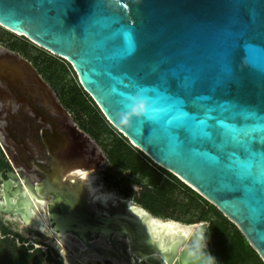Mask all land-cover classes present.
Returning a JSON list of instances; mask_svg holds the SVG:
<instances>
[{"label":"water","instance_id":"water-1","mask_svg":"<svg viewBox=\"0 0 264 264\" xmlns=\"http://www.w3.org/2000/svg\"><path fill=\"white\" fill-rule=\"evenodd\" d=\"M0 26L69 61L107 120L215 205L264 261V0H0ZM21 63L23 70L10 72L0 61V81L21 107L3 118L4 128L30 159L46 162L38 180L24 176L19 211L1 210L59 247L67 242L75 261L62 253L65 264H82L91 252L117 264H193V238L209 222L164 219L195 228L155 229L159 216L130 197L94 199L76 169L82 159L97 161L86 155V135L74 123L64 131L68 112L31 63ZM28 71L39 90L29 88ZM44 97L54 112L37 106ZM140 102L144 111L136 115ZM76 138L82 148L70 147ZM98 160L95 168L107 158ZM99 235L112 248L96 243Z\"/></svg>","mask_w":264,"mask_h":264},{"label":"trees","instance_id":"trees-1","mask_svg":"<svg viewBox=\"0 0 264 264\" xmlns=\"http://www.w3.org/2000/svg\"><path fill=\"white\" fill-rule=\"evenodd\" d=\"M21 44L23 47V43ZM61 60L72 72L71 81L66 80L63 75L65 71L58 64L45 63L43 72L47 73L52 84L58 89L65 105L85 113L87 120L82 122L85 130L99 141L105 142L110 172L107 180L115 186H120L123 181L128 184L137 183L132 175H138L148 188L142 193L139 203L154 215L167 218L177 213V219L185 223L208 221L204 235L211 245L215 264H264L238 227L215 205L175 174L162 168L132 146L127 137L121 133L115 134L91 95L82 87L71 63L64 58ZM124 192L128 194V190ZM3 233H7L6 229ZM7 239V236L1 238L0 245ZM40 250V247L34 249L33 244L17 246L13 242L15 258L3 259L0 264H44L42 255L36 256V251ZM2 251L3 249L0 250L1 254Z\"/></svg>","mask_w":264,"mask_h":264},{"label":"flooded vegetation","instance_id":"flooded-vegetation-1","mask_svg":"<svg viewBox=\"0 0 264 264\" xmlns=\"http://www.w3.org/2000/svg\"><path fill=\"white\" fill-rule=\"evenodd\" d=\"M4 39H5V36L2 35L1 33L0 40H4ZM17 41L18 40H16V42ZM21 52H23V47L20 41L17 43L13 41L11 43L7 42L4 44L0 42V61L6 63L10 72L12 71L18 72L19 69L23 70V67L21 65L22 64L21 59L22 58L27 59L31 63L33 68L39 73V75L48 83V85L51 87L53 91L54 96H56L55 90L52 86L53 84L51 85V81L48 78L47 73L43 72V69L40 68L38 61L29 59ZM28 73L29 75L27 76V80H28V83L30 81V85L28 84L29 88L31 89V91L39 90V88L37 87L39 84L38 82H36L38 79L33 74V72L28 71ZM1 89L7 92L3 94L4 97L3 95L0 96V115H2V119H3L4 117H7L8 115L13 116L17 114V112L21 109V107L18 102H15L13 100V93H11L9 88L7 86H4L2 82L0 81V90ZM21 91H23V86H21ZM5 95H7L8 98H6ZM57 99L61 103L62 107L69 114V117L66 114H61V119H62L61 122L63 125L61 127H63L64 131H66V129H68L71 123L70 112L68 108L64 105V103L62 102L61 98L57 97ZM9 100H13V102L9 103ZM43 100L44 102L37 106L47 111H50V109L52 108L54 112L55 105L51 101L52 99L49 97L47 98L44 97ZM6 120L7 119H3L0 124V128H1L0 130L4 133L0 138V207H1L0 208V232H2L3 235H6L7 233L13 234L16 231L23 230V229H27V230L30 229L27 227L26 228L21 227L23 224V220L20 215L12 214L10 215V217H7V213L3 212L1 209L7 206L6 202L8 201V199L18 205V202L16 201V199L18 198L19 194H22V190H24L25 188L24 176L30 177L32 181L38 180L39 179L38 174L41 173L39 170L38 163L40 162V164H42L46 162V159H43V160L30 159L31 156L28 155L29 153H25L26 149L22 147L23 144L22 143L19 144L17 140H14V138H12V136L9 135V132L4 128L7 124ZM19 147L21 148L20 150H19ZM85 158H88V157L86 156ZM106 158H107V161H101V167L106 165L107 163L109 164V159L107 156ZM96 163L100 164V160H97L94 164ZM15 192L17 193L13 194ZM4 229H6L7 231V233L5 234L3 233Z\"/></svg>","mask_w":264,"mask_h":264},{"label":"rangeland","instance_id":"rangeland-1","mask_svg":"<svg viewBox=\"0 0 264 264\" xmlns=\"http://www.w3.org/2000/svg\"><path fill=\"white\" fill-rule=\"evenodd\" d=\"M7 31L3 27L0 26V34L2 33V35L5 36L4 40H0L1 43L3 44L7 42L11 43L16 40H18V42L20 41V43H23L24 45L23 52L21 53H23L29 59H32V60L37 59L36 61H38L41 69L45 67V63L46 64L54 63L56 65L58 64L60 68L63 71H65L63 72L64 73L63 75L66 78V80L71 81L73 77L72 72L67 69V66L61 60L62 59L61 56L50 53L48 50L38 46L36 43L29 40L28 38H27L28 40H25V38L22 35H19V34L13 35ZM75 75L76 77H78L77 74ZM51 85H52V82H51ZM52 86L55 90L56 96L60 97V93L58 89L54 85ZM65 106L68 108L70 112L71 123L76 124L77 127L86 135L88 139L86 142V146H85L86 155L88 157H92L97 160L99 159L100 156H102L103 158L106 157L107 154H106V149L104 146L105 142L103 141L101 142L98 139H96L92 134H90L87 130H85V128L82 125V122L87 120L85 113L77 109H74L73 107H69L67 105ZM108 122H109V125H111L112 129L114 130L115 134L121 133L122 135H124V133L121 132L118 128H116L110 121ZM128 141L132 146L136 147L130 141V139H128ZM140 151L143 154H145L142 150ZM91 152H93V154H91ZM95 172L97 174L96 182L97 184L101 185L102 190L114 192L115 194H118L123 197H130L134 203L140 204L139 198L141 197L142 193L146 189H148L146 187V183L138 175H134V174L132 175V177L138 181L137 183L128 184L123 181L120 186H115L112 182L107 180L108 178L107 175H109L110 173L108 169V163L102 167L96 168ZM189 185L193 187L191 184ZM126 190H128V194L124 192ZM163 219H175V220L181 221V219H177V213H174L173 217H167ZM4 236H7L9 239L1 242L2 245H0V250L3 249V251H2V254L0 253V263L3 259L13 260L15 258V252L13 251V242H15L17 246H20L22 244L24 245L33 244L34 249L40 247L41 250L36 251V256L39 257L40 255H42L44 264H65V259L62 255L63 245L61 244V246L59 247L57 241L44 232L34 230V229H29V230L23 229V230L16 231L13 234L7 233L6 235H3L2 232H0V239L3 238ZM205 242L208 248L211 249V245L206 240V238H205ZM103 264H112V261L108 259H103Z\"/></svg>","mask_w":264,"mask_h":264},{"label":"bare ground","instance_id":"bare-ground-1","mask_svg":"<svg viewBox=\"0 0 264 264\" xmlns=\"http://www.w3.org/2000/svg\"><path fill=\"white\" fill-rule=\"evenodd\" d=\"M74 143L76 146L73 143L72 144L70 143L71 148H73V147L82 148L81 146L84 145L81 142V139H78V138L75 139ZM78 155L81 158H84L83 156L86 157V155L84 154V149H81L79 151ZM82 160L83 161H79L77 163V165H79V167L81 165H89L90 167L86 168V169L77 167L76 169H80L79 171H81L82 177H84L85 181L88 183L87 185H88L89 194H92V197L94 199L100 197V201L102 203H105L106 200L108 199V197L113 198L116 195H118V194H115L114 192L102 190L101 185L97 184V182H96L97 174L95 172V169H96L95 165H97V163L91 164V163L87 162L88 160H86V159H82ZM38 165H41L40 162L38 163ZM40 172H41V174H43V172L41 170H40ZM130 204H135V203L133 201H131ZM36 206L38 207L37 204H36ZM18 208L19 207L16 203L14 205H12V204H10V200L8 199V206H6V210L12 209L15 211H19ZM38 209H39V212L41 214V218H42L43 222L46 225H48L49 224V217L47 215L46 209H44L43 212L40 210L39 207H38ZM164 221L165 220L163 218L157 217V219L155 220L156 223L154 222L153 227L155 229H158L157 225H168V227H170L171 229H174L176 231H183L185 233H191L193 231V229L195 228L194 226L185 225L183 223L180 224V223H176L174 221H168V222H164ZM71 240L77 241L78 245L81 246V248L85 247V245H83V243L78 238H76V239L71 238ZM95 242L100 244V245H104L106 247L112 248V244L109 243L108 238L105 235H99L98 239ZM61 243L63 245L62 253L65 255L67 263H69V262L72 263L73 261H75V259H74V254H73V256L70 255V252H69L70 247H68L69 244L67 242H61ZM84 258L85 259L83 260L82 264H103V259H105V257H103V255L98 254V253H94V252L88 253L87 255L84 256ZM109 258L112 261V264H117V263H115L116 261H115L114 257H109ZM123 264H128V263H127V261L124 260Z\"/></svg>","mask_w":264,"mask_h":264},{"label":"clouds","instance_id":"clouds-1","mask_svg":"<svg viewBox=\"0 0 264 264\" xmlns=\"http://www.w3.org/2000/svg\"><path fill=\"white\" fill-rule=\"evenodd\" d=\"M141 105H143V102H140L136 107H133L131 110L132 113L140 115L144 111V107L142 108ZM129 115L130 114H124L122 116L121 122L127 124ZM205 248V237L202 235V233H198L193 238V244L189 250V256L193 259V264H215V258L211 256V254L207 253L204 250Z\"/></svg>","mask_w":264,"mask_h":264},{"label":"snow or ice","instance_id":"snow-or-ice-1","mask_svg":"<svg viewBox=\"0 0 264 264\" xmlns=\"http://www.w3.org/2000/svg\"><path fill=\"white\" fill-rule=\"evenodd\" d=\"M171 84H172L173 87H175V86H176V81H175V80H172V81H171ZM141 107L143 108L144 106L141 105ZM252 147L254 148L255 145H253ZM241 155H244V153H241Z\"/></svg>","mask_w":264,"mask_h":264}]
</instances>
